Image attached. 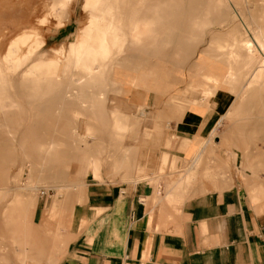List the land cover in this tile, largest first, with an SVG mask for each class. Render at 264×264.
<instances>
[{
	"label": "crops",
	"instance_id": "crops-1",
	"mask_svg": "<svg viewBox=\"0 0 264 264\" xmlns=\"http://www.w3.org/2000/svg\"><path fill=\"white\" fill-rule=\"evenodd\" d=\"M69 1L65 3L71 6L70 13L73 1ZM17 9L13 10L16 17L2 23V29L11 23L14 27L24 24L19 22ZM39 28L37 25L24 31L40 34ZM242 31L240 28L236 37L218 45L225 48L221 49L223 53L217 51L222 57L218 58L222 62L218 67L206 65L200 69L201 89L193 88L199 92L190 101L188 94L180 97L178 92L165 88L171 81L162 73L145 82L144 88L128 87L123 92L116 88L108 93L127 96L118 97L116 106L117 112L126 116L124 123L109 112L107 116L100 111L91 117L81 114L80 121L76 112H71L75 124L68 128L66 121L64 134H60L55 130L56 117L38 114L48 122L40 118L24 121L23 128L28 130L27 137L22 132V144H0V158L18 159L17 177L22 173L26 151L31 145L35 148L29 135L42 136V126H48L50 143L56 144L62 138L71 144L56 153L59 159L73 158V144L78 140L84 159L80 179L74 183L71 161L55 170L50 162L44 168L49 171L48 184H40L39 178L32 183L21 178L22 183L17 185L21 189H53L48 204L30 194L17 198L21 195L18 190L10 192L0 204V264H264V149L260 144L264 137V119H260L264 115V64L256 65L247 51L238 56L227 49L230 44L243 47L242 41L248 43ZM86 43L87 38L81 45ZM176 46V55H170L174 59L186 63L198 57L195 49L190 56L179 49L181 43ZM90 68L88 64L85 67L89 74L97 73ZM90 84L81 81L78 88ZM15 88L7 90L17 91ZM259 88L263 93L257 91L260 96L248 121L233 118L243 107L242 93L248 91L249 95ZM15 94L18 97L12 106L6 98L0 108L24 118L21 96L12 92ZM170 95L179 96L177 102H168ZM225 95L230 100L222 118L223 123L230 120L227 125L231 128L220 133L221 141L218 127L213 126ZM82 97L78 96V101ZM94 97L91 99L96 105L102 101V97ZM236 120L240 124L233 148L240 144L241 148L233 151L224 143L227 149L206 154L212 139L219 138L215 141L217 147L224 139L234 140L232 126ZM244 127L249 128L246 134L241 131ZM7 131L14 140V130ZM25 141L29 142L27 148L23 146ZM56 154H49L48 159H56ZM203 158L208 166L202 168ZM56 191L63 193L58 195Z\"/></svg>",
	"mask_w": 264,
	"mask_h": 264
},
{
	"label": "rangeland",
	"instance_id": "rangeland-1",
	"mask_svg": "<svg viewBox=\"0 0 264 264\" xmlns=\"http://www.w3.org/2000/svg\"><path fill=\"white\" fill-rule=\"evenodd\" d=\"M72 1L73 7L69 13L70 7H67L69 5L65 3V0H0V105L2 101L6 103V98H8L7 102L9 106H12L13 99L18 97L16 94L12 95V92H18L25 107L22 112L25 119L16 116L9 109L0 108V144L2 146L12 143L22 144V132L25 131L27 137L28 130L27 127L23 128V122L40 118L38 114L42 117H49L51 114L56 117L55 130L60 134H64L63 127L66 121L68 128L75 124L71 112H76L78 119L81 114L88 113L91 117L96 111H100L107 116L109 112L112 118L122 121L126 116L118 113L116 106L119 102L118 97L127 96L109 95L108 93L116 88H120L122 92L128 87L144 88L145 82L157 79L156 76L162 73L165 76L168 75L171 81L165 88L178 92L180 97L188 94L186 97L190 101L192 96H196L195 92H199L193 88L201 89L198 85L200 69L206 65L216 68L222 63L220 60L222 57H219L217 51L225 48H219L218 45L228 43L231 37L236 36L240 28L243 29V37L248 39V47L257 51L258 55L252 59L253 62L256 65L264 64L262 50L264 47V0H225L226 7H219V0ZM16 8L20 16L19 22L24 21V24L15 28L11 23L6 29H2V23L11 22L16 17V12L13 11ZM203 18H209V20L203 29L197 30L194 26L197 24L195 20ZM37 25L41 29L40 34L24 31L26 28L32 30ZM228 27L231 32L228 31ZM85 28L87 30H82ZM86 38L87 43L81 45ZM255 39L257 41H254ZM178 43H181L179 49H183L185 55L190 54L191 56L195 49L198 51V57L194 58L193 62L186 63L181 59H174L170 55H176ZM258 44L259 47H257ZM231 48L237 54H244V49L249 53L247 47H242V49L239 46H232ZM149 50H152V53H148ZM87 64L91 67L90 71L94 70L97 73L89 74L85 69ZM186 64H190L191 67L186 69ZM104 69L107 71H102ZM85 80L90 81L91 84L86 88H78L79 83ZM172 83L173 88H171ZM12 87H16L17 91L7 90ZM255 90L256 92L251 91L249 95L248 91L242 93L245 98L243 107L233 118L237 116L241 117L244 122L248 121L256 105L257 97L263 93L261 88ZM91 92L93 93L90 94ZM95 95L102 97V101L97 105L91 99ZM78 96L83 97L78 101ZM179 96L170 95L168 102H177L176 99ZM229 100L230 96L225 95L221 102L222 109L217 111V119L213 126L218 127V137L220 136L221 141L222 134L220 133L231 128L227 125L230 120L227 119L223 123L222 118ZM185 103L192 109L189 102ZM232 109L231 112L234 113L235 109ZM40 119L48 122V118ZM260 119H264V115ZM239 124L240 121L233 122L234 140L224 139L223 146L218 145L217 147L215 141L219 138H214L205 153L212 155L221 148L223 150L229 148L233 151L240 149L241 144L239 148H233ZM47 127L40 128L42 136L29 135L28 139L30 143L35 144V148L31 145L25 156L22 155L24 166L19 177H17L19 171L16 168L17 158H0V166L1 164L4 166V169L0 171V181H4L0 183V188L3 187L0 189V204L9 198L10 192L12 194L17 190L21 193L17 195V198L22 197L23 194H30V196H39L40 200L43 199L48 204L52 198L51 194L54 193L53 189L42 186L39 190H30L21 189L22 186L17 185L22 183V177L30 183L33 179L36 181L39 178L40 184H48L49 171L44 168L50 162L56 166L52 167L55 170L64 167L68 164L67 161H71L74 170L72 181L80 179V163H83L84 159H81L79 140L73 144L76 151L73 158L59 159V154L56 153L64 150L65 145L71 144H67L65 139L59 138V135H57L59 139L55 142L56 144L50 143ZM8 129L14 130V140L8 134ZM44 129L47 131L42 132ZM248 129L244 127L241 131H245L246 134ZM16 130H19V133H16ZM75 130L78 132L77 127ZM54 135L55 132H53V137ZM79 136L78 133L76 138L79 139ZM16 138H18L17 142ZM262 138L260 144L264 149V137ZM224 143L227 148L224 147ZM27 144L29 142L25 141L23 146L27 148ZM39 145L40 148H38ZM54 153L56 159L49 160L48 155ZM200 161L202 168L208 166V161L204 158ZM188 188L191 189L190 186ZM42 191L45 194H42ZM62 193L56 191L58 195Z\"/></svg>",
	"mask_w": 264,
	"mask_h": 264
},
{
	"label": "bare ground",
	"instance_id": "bare-ground-1",
	"mask_svg": "<svg viewBox=\"0 0 264 264\" xmlns=\"http://www.w3.org/2000/svg\"><path fill=\"white\" fill-rule=\"evenodd\" d=\"M63 1H64V0H63ZM67 1H69V0H67ZM231 1H233V0H231ZM60 2H61V1H60ZM69 2H70V1H69ZM63 3H64V2H63ZM161 3H162V2H161ZM161 3H160V5H161ZM177 3H178V2H177ZM232 3H233V2H232ZM67 4H68V3H67ZM174 4H175V3H174ZM178 5H179V4H178ZM31 6H32V5H31ZM218 6H219V7H226V6H227L226 1H225V0H219V1H218ZM233 6H234V4H233ZM68 7H69V6H68ZM70 7H71V6H70ZM253 7H255V6H253ZM32 8H33V7H32ZM154 9H155V8H154ZM251 10H252V9H251ZM261 10H262V9H261ZM11 11H12V10H11ZM207 12H208V11H207ZM207 12H206V13H207ZM242 12H243V11H242ZM178 13H179V12H178ZM251 13H252V12H251ZM263 13H264V12H263ZM260 14H262V13H260ZM4 15H5V14H4ZM10 15H11V14H10ZM13 15H15V13H14ZM18 15H19V14H18ZM239 15H240V14H239ZM5 16H6V15H5ZM205 16H206V15H205ZM251 16H252V15H251ZM6 17H7V16H6ZM259 17H260V16H259ZM259 17H258V18H259ZM230 18H232V16H231ZM241 18H242V17H241ZM261 18H263L262 15H261ZM261 18H260V19H261ZM260 19H259V20H260ZM208 20H209V18H203V19H200V20H195V21L197 22V24L194 25V26H196L195 28H197V30H198V29H203L204 26L207 24ZM230 20H231V19H230ZM230 20H229V21H230ZM261 20H262V19H261ZM166 21H167V20H166ZM249 21H250V20H249ZM130 22H131V21H130ZM245 22H246V20H245ZM253 22H254V21H253ZM22 23H23V22H22ZM229 23H230V22H229ZM231 23H232V22H231ZM233 23H234V22H233ZM235 24H236V23H235ZM262 24H263V23H262ZM236 25H237V24H236ZM249 25H252V24L249 23ZM249 25H248V26H249ZM253 25H254V24H253ZM19 26H20V24H19ZM194 26H193V27H194ZM231 26H232V25H231ZM244 26H245V25H244ZM4 27H5V26H4ZM15 27H16V26H15ZM36 27H37V26H36ZM16 28H17V27H16ZM230 28H232V27H230ZM234 28H235V27H234ZM238 28H239V27H238ZM252 28H253V27H252ZM254 28H255V27H254ZM254 28H253V29H254ZM4 29H5V28H4ZM34 29H35V28H34ZM39 29H40V28H39ZM193 29H194V28H193ZM253 29H252V30H253ZM231 30H233V29H231ZM244 30H245V29H244ZM199 31H200V30H199ZM229 31H230V30H229ZM241 31H242V29H241ZM256 31H257V30H256ZM88 32H89V31H88ZM88 32H87V33H88ZM201 32H202V31H201ZM201 32H200V33H201ZM230 32H231V31H230ZM242 32H243V31H242ZM240 33H241V32H239V34H240ZM193 34H194V32H193ZM224 34H225V33H224ZM232 34H233V33H232ZM89 35H90V34H89ZM232 36H233V35H232ZM235 37H236V36H235ZM242 37H243V36H242ZM256 37H257V36H256ZM248 38H249V37H248ZM233 39H235V38H233ZM216 40H217V38H216ZM231 40H232V39H231ZM255 40H256V39H255ZM233 41H234V40H233ZM249 41H250V40H249ZM251 41H252V40H251ZM256 41H257V40H256ZM84 42H85V40H84ZM235 42H236V39H235ZM235 42H234V43H235ZM258 42H259V41H258ZM231 43H232V42H231ZM260 43H261V41H260ZM262 43H263V42H262ZM232 44H233V43H232ZM242 44L244 45L243 47L246 48V45H247L248 43H247L246 41H242ZM211 45H212V44H211ZM223 45H225V44H223ZM236 45H238V44H236ZM236 45H235V46H236ZM262 45H263V44H262ZM220 46H221V45H220ZM220 46H219V47H220ZM227 46H228V45H227ZM260 46H261V45H260ZM223 47H224V46H223ZM225 47H226V46H225ZM230 47H232L231 44H230ZM239 47H240V46H239ZM228 48H229V47H228ZM228 48H227V49H228ZM241 48H242V47H241ZM241 48H240V49H241ZM231 49H232V48H231ZM240 49H238V50H240ZM242 49H243V48H242ZM247 49L249 50V51H248V52H249L248 54H249V58H250V60H252L253 58L255 59V58L257 57V55H258V54H257V51L254 50L253 48H250V47H247ZM233 50H234V49H233ZM262 50H263V52H264V47L262 48ZM108 51H109V50H108ZM220 51H221V50H220ZM234 51H235V50H234ZM244 51H245V49H244ZM104 52H105V51H104ZM221 52H222V51H221ZM226 53H227V52H226ZM226 53H225V55H227ZM259 53H260V52H259ZM239 54H241V53H239ZM244 54H245V53H244ZM107 55H109V53H108ZM235 55H236V54H235ZM237 55H238V54H237ZM228 56H229V54H228ZM238 56H239V55H238ZM238 56H237V57H238ZM244 56H245V55H244ZM241 58H242V57H241ZM226 59H228V58L226 57ZM205 60H206V59H205ZM222 60H223V59H222ZM236 60H237V59H236ZM238 60H239V59H238ZM262 60H263V59H262ZM262 60H261V61H262ZM227 61H228V60H227ZM227 61H226V62H227ZM208 62H209V61H208ZM229 62L231 63V61H229ZM263 63H264V62H263ZM220 64H221V63H220ZM230 65H231V64H230ZM233 65H234V64H233ZM85 66H86V65H85ZM248 66H249V65H248ZM221 67H222V65H221ZM258 67H259V66H258ZM263 67H264V65H263ZM207 69H208V68H207ZM220 69L222 70V68H220ZM223 70H224V69H223ZM227 70H228V69H227ZM236 70H237V68H236ZM238 70H239V69H238ZM89 71H90V70H89ZM261 71H262V70L259 69V72H261ZM208 72H209V71H208ZM259 72H258V73H259ZM263 72H264V71H263ZM223 73H224V71H223ZM229 73H230V72H229ZM216 74H217V73H216ZM220 74H221V73H220ZM225 74H226V73H225ZM227 74H228V73H227ZM230 74H231V73H230ZM235 74H236V73H235ZM235 74H234V75H235ZM248 74H249V73H248ZM261 74H262V73H261ZM263 75H264V74H263ZM225 76H226V75H225ZM211 77H212V76H211ZM250 77H251V75H250ZM256 77H257V76H256ZM258 77H260V76H258ZM227 78H230V77H227ZM227 78H226V79H227ZM261 78H262V77H261ZM257 79H258V78H257ZM259 79H260V78H259ZM228 80H229V79H228ZM260 80H261V79H260ZM257 86H258V85H257ZM208 90H209V89H208ZM100 96H101V95H100ZM94 98H95V97H94ZM100 100H101V99H100ZM96 101H97V100H96ZM96 103H97V102H96ZM107 103H108V102H107ZM212 133H213V132H212ZM231 133H232V132H231ZM217 134H218V133H217ZM232 135H233V134H232ZM210 137H211V136H210ZM205 142H206V141H205ZM207 143H208V142H207ZM201 146H202V145H201ZM211 148H212V147H211ZM94 164H96V163H94ZM180 175H181V174H180ZM177 179H178V178H177ZM176 181H178V180H176ZM172 183H173V182H172ZM170 187H171V186H170ZM171 194H172V193H171Z\"/></svg>",
	"mask_w": 264,
	"mask_h": 264
},
{
	"label": "built area",
	"instance_id": "built-area-1",
	"mask_svg": "<svg viewBox=\"0 0 264 264\" xmlns=\"http://www.w3.org/2000/svg\"><path fill=\"white\" fill-rule=\"evenodd\" d=\"M42 194H45V192H44V191H42Z\"/></svg>",
	"mask_w": 264,
	"mask_h": 264
}]
</instances>
